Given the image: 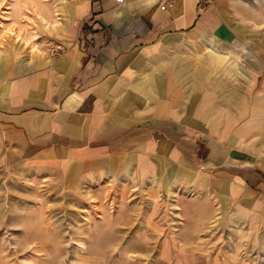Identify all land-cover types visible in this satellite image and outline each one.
I'll use <instances>...</instances> for the list:
<instances>
[{
  "label": "crops",
  "instance_id": "0c3cea01",
  "mask_svg": "<svg viewBox=\"0 0 264 264\" xmlns=\"http://www.w3.org/2000/svg\"><path fill=\"white\" fill-rule=\"evenodd\" d=\"M56 1L46 41L0 52V167L171 180L193 235L222 227L264 249V63L246 0Z\"/></svg>",
  "mask_w": 264,
  "mask_h": 264
},
{
  "label": "rangeland",
  "instance_id": "374dc122",
  "mask_svg": "<svg viewBox=\"0 0 264 264\" xmlns=\"http://www.w3.org/2000/svg\"><path fill=\"white\" fill-rule=\"evenodd\" d=\"M246 3H238L241 21L264 63V0ZM56 8V0H0V52L46 41ZM251 46L249 56L257 53ZM186 195L171 180L68 182L0 167V264H264L261 245L222 227L193 235L190 206L181 204Z\"/></svg>",
  "mask_w": 264,
  "mask_h": 264
},
{
  "label": "built area",
  "instance_id": "2783aa9c",
  "mask_svg": "<svg viewBox=\"0 0 264 264\" xmlns=\"http://www.w3.org/2000/svg\"><path fill=\"white\" fill-rule=\"evenodd\" d=\"M126 0H115V2L121 4L123 2H125ZM175 0H164L163 2V7H167L169 5H171ZM202 0H199V2H201ZM207 2V1H206Z\"/></svg>",
  "mask_w": 264,
  "mask_h": 264
}]
</instances>
